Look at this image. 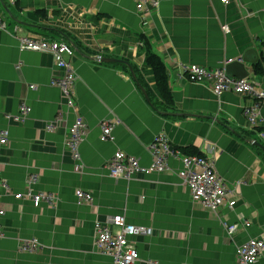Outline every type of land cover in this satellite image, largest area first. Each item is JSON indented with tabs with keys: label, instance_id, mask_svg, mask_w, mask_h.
I'll list each match as a JSON object with an SVG mask.
<instances>
[{
	"label": "crops",
	"instance_id": "1",
	"mask_svg": "<svg viewBox=\"0 0 264 264\" xmlns=\"http://www.w3.org/2000/svg\"><path fill=\"white\" fill-rule=\"evenodd\" d=\"M145 15L135 0H0V131L9 134L0 146V179L9 185L0 198V264H113L95 248L93 224L115 215L147 231L129 236L139 254L134 264H238L236 246L264 239V102L253 130L242 113L253 98L231 91L216 96L209 83H193L179 68H216L241 58L247 78L264 90V0H158ZM23 36L73 45L77 109L68 108L51 84L62 73L52 54L20 50ZM149 52L165 64L168 102L146 62ZM21 104L30 111L15 121ZM75 114L87 126L79 170L65 146ZM102 120L117 122L111 140L100 139ZM49 121L55 122L51 131ZM159 133L185 154L211 158L235 187L234 207L210 211L192 201L176 175L178 159L169 158L170 171L129 181L110 175L108 162L117 149L149 166L148 147ZM31 174L37 179L30 193L49 194L51 203L35 205L26 196ZM79 189L91 193V204L77 202ZM240 219L250 225L228 236L223 222ZM27 238L41 248L21 251L18 240ZM252 264H264V250Z\"/></svg>",
	"mask_w": 264,
	"mask_h": 264
},
{
	"label": "built area",
	"instance_id": "2",
	"mask_svg": "<svg viewBox=\"0 0 264 264\" xmlns=\"http://www.w3.org/2000/svg\"><path fill=\"white\" fill-rule=\"evenodd\" d=\"M137 11L144 18L145 12L150 8H156L158 0H135ZM221 4H227L229 0H218ZM0 29H5V23L0 17ZM227 31L225 25L222 26ZM18 47L20 50H32L51 53L54 60V66L62 71L61 75L54 78L51 82L53 86L59 88L65 98V104L68 108L77 109L74 98V83L77 75L71 64L75 49L72 44L65 40H47L45 38L23 36L18 38ZM241 61V58H228L222 62V66L209 68L192 63H181L179 65L180 75L187 80L198 84H210L212 91L216 96L223 92L231 91L242 96L253 98L255 102L252 106H243L242 113L247 122L253 127L256 126L260 116V104L264 102V90H260L257 84L249 78H229L225 71L226 64L232 61ZM30 111L26 104H21L17 115L13 120L21 121ZM9 117V116H8ZM55 122L49 121L45 127L51 131L55 128ZM116 121L102 120L100 122L102 141L111 140L113 128ZM86 123L81 115L73 118L66 132L65 146L71 153L72 158L77 162L76 169L79 170L80 152L79 145L86 134ZM257 129L256 127L252 128ZM264 136V133L259 131ZM9 142L8 130L0 131V146L7 145ZM151 155L149 166H142L138 158L133 157L124 151L117 149L110 161L108 170L114 178H122L129 181L137 175H146L151 172L170 171L168 165L169 158L178 159L181 168L176 175L182 180L189 190L191 200L201 204L204 208L215 211L219 206L226 204L229 209L233 208L236 200L234 199L235 187L230 185L214 168L211 158L203 154H184L171 145L169 138L164 133L157 134L148 147ZM36 175H29L27 182V194L31 197L35 205L46 201L51 203L53 197L49 194L38 193L31 194V184L36 182ZM9 190V185L3 179H0V198L1 195ZM16 199L25 197L23 193H14ZM77 202L89 204L93 198L90 192L76 190ZM4 210L0 208V215ZM114 227V229L111 227ZM250 222L240 219L232 224L223 222V226L231 236L238 226L247 227ZM147 231L144 226H136L128 223L122 215H115L108 218L106 222L96 221L94 224V244L97 250L111 256L113 264H134L139 259L136 247L129 240V236L143 235ZM0 232V237H1ZM18 246L24 252H36L41 248L40 242L36 238H27L18 240ZM264 250V239L252 238L244 244L236 246V259L238 264H252Z\"/></svg>",
	"mask_w": 264,
	"mask_h": 264
},
{
	"label": "trees",
	"instance_id": "3",
	"mask_svg": "<svg viewBox=\"0 0 264 264\" xmlns=\"http://www.w3.org/2000/svg\"><path fill=\"white\" fill-rule=\"evenodd\" d=\"M146 62L152 68L155 82H156V88L158 92L160 93L161 97L167 102L170 101L171 94L168 88L167 71H166L165 64L163 63L162 59L155 52H149L146 58ZM254 70H255V73L261 70V64L258 63L255 66ZM188 154H196V153H188Z\"/></svg>",
	"mask_w": 264,
	"mask_h": 264
},
{
	"label": "water",
	"instance_id": "4",
	"mask_svg": "<svg viewBox=\"0 0 264 264\" xmlns=\"http://www.w3.org/2000/svg\"><path fill=\"white\" fill-rule=\"evenodd\" d=\"M254 51H255V49H254ZM257 59H258V56H255L254 60H249V62L255 63L257 61ZM103 61H111V60L103 59ZM244 61H247L246 58H244ZM225 71H226V74L228 75L229 78H245L248 75V72L244 66L243 61L234 60L231 63L226 64ZM131 72H132V70H131ZM132 75H133V77H135L133 72H132ZM257 145H259L261 147L260 144L257 143ZM262 150L264 152L263 147H262Z\"/></svg>",
	"mask_w": 264,
	"mask_h": 264
},
{
	"label": "rangeland",
	"instance_id": "5",
	"mask_svg": "<svg viewBox=\"0 0 264 264\" xmlns=\"http://www.w3.org/2000/svg\"><path fill=\"white\" fill-rule=\"evenodd\" d=\"M92 198V197H91ZM93 202V199L91 200V202L89 203V204H91ZM80 204H86V203H80ZM97 221H100V220H97ZM101 222V221H100ZM94 224H95V222H94ZM94 224H93V227H94ZM94 239H95V234H94ZM95 245V244H94ZM96 248V247H95ZM101 252V251H100ZM103 253V252H102ZM112 263H113V261H112Z\"/></svg>",
	"mask_w": 264,
	"mask_h": 264
}]
</instances>
